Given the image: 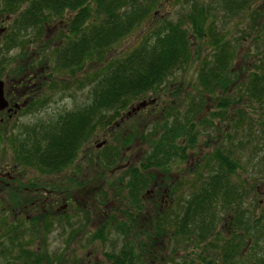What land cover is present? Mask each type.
<instances>
[{
  "label": "trees",
  "instance_id": "trees-1",
  "mask_svg": "<svg viewBox=\"0 0 264 264\" xmlns=\"http://www.w3.org/2000/svg\"><path fill=\"white\" fill-rule=\"evenodd\" d=\"M2 1L7 6L0 8L4 11H14L24 3L13 19L24 29L31 25L37 30L43 23L59 20L64 12L71 11L62 42L56 47V68L75 72L86 59H102L110 46L145 20L150 9L160 0ZM253 1L215 0V4L224 15L234 16L248 8ZM260 1L264 6V0ZM190 4L178 20H162L153 24L123 57L106 64L90 86L87 103L65 110L63 114L58 113L55 126L46 137L48 145L37 158L45 163L42 165H46L47 170H50V166L60 169L67 162L68 155H74L79 144L89 139L98 126L104 127L134 100L155 91L172 73L189 63L193 43L188 39V28L183 26L187 21L197 38H202L205 45L210 46V50L201 58L196 82L199 90L218 97L217 110L212 116H223L219 109L225 110L238 103L234 102L237 99L229 97V91L235 84L231 66L235 45L226 40L225 32L216 31L212 20L207 21L210 11L206 6ZM258 12L255 10L250 16L256 27ZM205 23L207 28L204 27ZM262 27L259 33L264 35ZM261 43L259 57L252 63L253 68L246 75L247 79L238 94L242 99L245 96L248 102L257 101L264 106V37ZM200 107L197 101L192 100L181 116L176 112L168 124L161 126L158 135L152 138L151 163L154 168L162 170L167 162L185 160L187 152L195 148L199 129H193V117ZM239 112L240 115H247L246 112ZM243 116L241 118L244 119ZM261 118L260 137L264 140V116ZM199 125L206 130L214 127L211 122H201ZM120 138V145L130 140ZM223 148L216 146L208 154V171L201 178L199 186L184 199L183 214L170 228L174 235L169 239L184 241L195 236L194 243L204 241V252L198 253L196 261L186 258L176 264H264V210L256 216L242 210L228 212L231 208L238 209L243 194L240 185L232 181V175L239 167L238 161ZM103 149L108 150V147L104 146ZM110 149L113 165L118 158L117 145ZM50 160L55 162L54 165H50ZM15 194L12 196L16 197ZM219 209L227 212L225 221L229 226V233L222 238L216 231L221 217ZM156 229L160 230L161 224ZM157 261L162 264L160 259L155 258L154 262Z\"/></svg>",
  "mask_w": 264,
  "mask_h": 264
},
{
  "label": "flooded vegetation",
  "instance_id": "flooded-vegetation-1",
  "mask_svg": "<svg viewBox=\"0 0 264 264\" xmlns=\"http://www.w3.org/2000/svg\"><path fill=\"white\" fill-rule=\"evenodd\" d=\"M0 8H7L2 0ZM9 14L0 17L1 21L7 20L6 26H0V81L5 102L0 109V125L4 153L10 154L9 160L4 154L0 164V211L11 213L17 229L13 230L14 226L7 231L0 229V239L3 237L0 264H97L93 263L99 260L94 252L95 243L107 249L101 259L108 264H160L154 262L155 258L165 264L159 253L174 235L168 228L169 222L173 226L183 214L184 170L179 165L184 160L167 162L162 170L154 168L151 163L152 133L133 132L138 123L135 129L133 123L129 129L124 126L133 121V116L148 102L130 105L128 110L101 127V131L94 132L95 137L102 138L95 147L103 145L108 150L101 149L96 154L98 150H90L87 139L79 144L74 155H68L60 169L50 166L47 170L46 165H42L45 163L37 158L48 145L46 137L54 128L58 113L65 111L55 112L56 47L62 42L57 40V29L64 30L68 23L61 22L63 18L57 22L58 27L54 23L55 26L47 28L49 22L43 23L45 38L40 43L35 36L22 40V34L26 36L36 29L31 25L22 28L23 25L13 22L16 14ZM35 42L36 49L31 47ZM13 50L17 55L11 54ZM78 106L80 104L74 107ZM30 113L36 114L37 119L26 123L19 121L21 116ZM128 133L130 142L137 141L140 145L144 142L146 148L140 149L137 145V149L131 150L126 143L122 145L125 146L122 155L111 165L113 145L110 139L121 140V136L126 139ZM126 152L130 155L122 163L120 158ZM53 160L49 161L50 165H54ZM63 172L69 175L64 176L65 181L57 182ZM40 175H48L50 179L40 180ZM92 181H97V186L90 188L98 191V208L92 203L89 209L87 203L74 197V191ZM14 194L16 197L12 196ZM160 224L161 229H156ZM222 224L223 234L229 233L227 222L224 220ZM49 225L57 227L55 240H59L60 249L54 248L52 256L47 258L44 252L43 255L36 252L40 247L34 248L33 241L38 234L48 232ZM39 236L42 243L43 235ZM74 250L79 254L75 255ZM81 250L86 252L82 255ZM60 251L64 254L59 255Z\"/></svg>",
  "mask_w": 264,
  "mask_h": 264
},
{
  "label": "rangeland",
  "instance_id": "rangeland-1",
  "mask_svg": "<svg viewBox=\"0 0 264 264\" xmlns=\"http://www.w3.org/2000/svg\"><path fill=\"white\" fill-rule=\"evenodd\" d=\"M190 3L203 4L206 6L210 11L207 21L212 20L215 23L216 31L225 32L226 40L235 45V55L231 64L232 71H234L235 84H233L232 89L229 91V97L237 99L238 101H233L238 103L230 105L229 108H226L225 110L219 109V113L223 114V116H212V113L217 110L218 97L213 96V93L207 94L199 90L196 82L201 58L207 54L210 50V46H206L202 38H197V35L191 30L192 25L187 21V23H183V26L188 28V39L193 43L191 48L192 56L188 61L189 63L172 73V75L165 82L160 84L155 91H149L134 100L132 104L141 100L148 102V104L146 103V106L139 111L137 115L133 116L132 119L135 118L133 121L126 122L124 126L129 129L132 125L131 123H133V128L135 129V123H138L139 126H137L133 132L141 135L145 132H151L153 138L158 135V132L160 131L159 129L163 124H168V122L173 119V115H175L176 112H179L181 116L184 113V110L188 107L190 101H197L201 107L199 108V112L193 117V125L194 127L197 126V128L193 127V129H199L196 146L192 151L187 152L188 154L183 164L179 165V168L184 170L181 185V188L184 189V199L191 191L197 188L201 178L205 176V172L208 171L209 165L206 162L208 154L216 146H219L220 149L224 147V150L231 153V158L238 161L239 167L236 173L232 175V181L240 185L243 194L238 209L231 208L228 212L233 210L238 212L239 210H242L245 212L248 211L251 215L256 216L264 210V140L260 137L262 126L259 125V122L262 120L261 117L264 116V106L257 101L250 102L249 100L248 102V99H246L245 96L242 99L238 93L242 90V84L247 79L246 75L251 71V68H253L252 63L255 62L257 57H259L257 55L260 54L259 51L263 44L261 43V40L263 41L264 35L259 33V28L260 26H263L262 28H264V6L263 3L261 4L260 0H254L248 8H244V10L234 16L224 15L223 12L218 11L215 0H160L158 4L150 9L145 20L140 22L138 26L110 46L102 59H86L81 68L75 69V72L56 68L57 81L55 112L58 113L73 108L78 104L87 103L89 100L90 86L93 83L94 78L102 73V69L106 64L112 63L120 57H123L129 49L135 46L142 36L148 32V28L151 26L153 27V24H157L162 20L177 19L188 10V7L191 5ZM210 6H212V8ZM20 7L14 11L3 10L0 12V17L3 18L8 12L11 14H9L10 16H13L14 13L16 14V12L22 8ZM255 10H259L257 18L259 20V27H256L250 18ZM71 16V11L64 12L60 17V19L63 18L61 22L68 23ZM53 21L49 22L47 28L55 26L54 23H57L59 20ZM6 25L7 20H0V26ZM56 26L58 27L59 24L57 23ZM204 27L207 28V23H205ZM43 28L44 27L42 26L37 30H33L34 32H30L26 36L25 34H22V40L30 39L35 36V40H39L40 43H43L45 38ZM63 31L62 28L57 29V33L59 32V34H57V40H62L64 34ZM7 34H9V32ZM59 35H62L61 38H59ZM37 42L32 44L31 47H35L36 49ZM200 44L202 45L200 46ZM11 54L17 55L16 50H13ZM220 95L221 94H219V96ZM150 101L155 102L149 103ZM239 111L247 113L246 116H243L244 113L241 114L244 119L241 118ZM189 113L191 114L192 112ZM35 119H37L36 114L33 115V113H30L29 115L25 114L21 116L19 121H24V123H26L32 122ZM137 119L139 120L137 121ZM201 122H211L214 127L207 130L203 129L201 128V125L198 126ZM100 129L101 127L98 126L95 132L101 131ZM2 134L3 131L0 125V164L4 160V154L7 155V160H9L10 156L9 153H4ZM127 138L130 139L128 136ZM101 139L100 135L95 137L94 134H92L87 142L90 150H98L96 154L103 149V145L99 148L95 147V143L101 141ZM110 141L112 145H117L119 158L126 145H120L119 139L111 138ZM136 142H130L128 140L127 145L129 144L128 146L131 150L137 149L138 147L140 149L146 148L144 142L141 145L138 144L139 142ZM128 155H130V152H126L124 157L120 158V162L123 163L128 159ZM27 175H29V173ZM68 175L69 173H61L57 182L65 181V177ZM38 178L44 180L45 178L50 179V176L40 175ZM93 185L95 188L97 186V181H92L84 188L74 191V197L87 203L89 209H92L90 207L92 206V203L94 207L98 208L96 202V198L99 197L98 191L94 190V188H90ZM12 193L13 192H11V194ZM1 195L5 196L3 191H1ZM92 198L94 199L93 202L91 200ZM74 207H77L75 203ZM219 212L221 217L218 221L217 231L222 238L224 230L223 228H220V226L223 225L222 223L225 220L227 212H223L220 209ZM2 215L4 216L2 217ZM0 224V229L7 231V228L9 227V229H11V226H14L13 224H16V222L12 220L11 213L6 214L4 211H0ZM171 224L172 223L169 222V229L172 227ZM16 229L17 227L14 226L13 230L16 231ZM56 229L57 227L52 226L51 228L49 225L47 229L48 232L38 234L35 238L38 243L33 241L34 248H37L38 246L40 247L39 249H36V252L41 253V255H43L42 253L44 252L46 257L49 258L51 251L54 248L59 251L60 242L58 239L55 240ZM10 232L11 231L8 233ZM39 235H43L42 243L39 241ZM194 238L195 236H193V239L184 241H174L173 239H170L166 248L162 253H159V256L164 257L165 264H176L177 261L186 258H192V260L196 261L198 253L201 252V254H203L204 252V241L194 243ZM99 246H101L99 243H95L94 245V252L99 260H93V263L108 264L106 260L101 259V256L106 253L107 249L103 246L99 248ZM78 252V250H74L75 255L79 254ZM85 252L86 250H81V254H84ZM61 254L64 253L60 251L59 255ZM41 264L45 263L42 262Z\"/></svg>",
  "mask_w": 264,
  "mask_h": 264
},
{
  "label": "water",
  "instance_id": "water-1",
  "mask_svg": "<svg viewBox=\"0 0 264 264\" xmlns=\"http://www.w3.org/2000/svg\"><path fill=\"white\" fill-rule=\"evenodd\" d=\"M141 102H140V104H142ZM4 105H5V102H4V99L2 96V82L0 81V109H2L4 107Z\"/></svg>",
  "mask_w": 264,
  "mask_h": 264
}]
</instances>
